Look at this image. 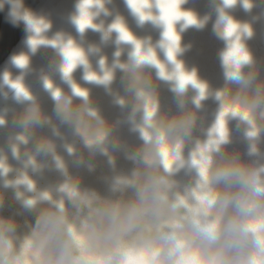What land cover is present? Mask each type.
<instances>
[{"label":"bare ground","instance_id":"obj_1","mask_svg":"<svg viewBox=\"0 0 264 264\" xmlns=\"http://www.w3.org/2000/svg\"><path fill=\"white\" fill-rule=\"evenodd\" d=\"M80 2L21 0L16 21L7 15L10 5L0 11V164L4 165L0 167V217L16 226L13 246L20 264H36L35 249L27 248V243L47 200L63 202L69 208V223L76 227L65 186L75 184L83 193L109 196L110 188L136 170L134 156L143 148L144 133L150 134L151 124L161 115L171 118L181 111L195 115L191 135L183 142L185 164L172 179L181 196L196 187L198 174L189 162L198 148L219 136L214 129L228 103L224 57L237 36L252 65H241V71L255 70L264 81V0H247V4L236 0L231 6L225 0H183L181 9L192 13L198 23L176 22V61L206 85L203 96L191 83L183 93L178 91L176 64L167 55L162 22L141 20L128 0H103V7L90 9L98 27L81 31L75 22ZM145 11L160 14L155 0ZM222 17L239 25L232 37L224 35L227 19L221 23ZM118 20L140 42L142 52H155L172 78L162 77L155 64L138 61L135 44L121 40L111 27ZM30 21H42L43 30L37 33ZM33 38L47 42L33 46ZM69 40L83 51L86 63H79L66 76L62 49ZM20 56L27 57L26 65L16 62ZM135 61L140 67L134 72ZM90 72L101 79H88ZM106 73H111L109 80L103 79ZM12 82L21 83L29 95L19 94ZM74 85L86 90L87 96L76 94ZM57 90L59 98L54 95ZM62 99L71 101L67 111L60 107ZM150 103L156 106L151 121L146 117ZM34 106L38 114L32 119L29 113ZM89 109L104 122L103 140L96 138L99 122L87 115ZM249 116L250 120L231 113L225 117L226 147L239 152L246 162L256 159L245 155L248 152L264 157V123L251 112ZM127 243L133 254L147 249L132 240Z\"/></svg>","mask_w":264,"mask_h":264},{"label":"clouds","instance_id":"obj_2","mask_svg":"<svg viewBox=\"0 0 264 264\" xmlns=\"http://www.w3.org/2000/svg\"><path fill=\"white\" fill-rule=\"evenodd\" d=\"M6 4L9 18L20 19L21 0H0V11ZM224 65L227 102L240 104L264 123L261 74L241 71V65L252 66L249 58L236 67L224 57ZM139 67L135 61L132 70ZM178 91L183 93L184 87L178 86ZM70 104L62 99L60 107L67 111ZM37 114L34 106L29 117ZM87 115L99 122L96 138L103 140L104 122L94 110ZM194 123L192 112L159 116L135 153L136 170L110 188L106 198L83 193L72 184L71 218L76 227L69 223V208L63 202L45 198L27 243L35 249L36 264H125L129 240L149 249L153 264H185L197 253L207 264H264V157L248 152L245 155L256 159L246 162L239 152L228 150L227 136L219 135L209 142L210 148L205 145L194 154L200 160L209 158L207 179L192 159L189 167L198 174L196 187L181 196L172 175L185 164L183 142ZM165 146L175 156L171 167L165 163ZM196 193L207 200L200 201ZM15 230L11 221L0 217V264H20L13 246Z\"/></svg>","mask_w":264,"mask_h":264},{"label":"snow or ice","instance_id":"obj_3","mask_svg":"<svg viewBox=\"0 0 264 264\" xmlns=\"http://www.w3.org/2000/svg\"><path fill=\"white\" fill-rule=\"evenodd\" d=\"M236 0H225V4L228 6L233 5ZM153 0H128L129 6L136 12L141 20L154 19L162 22L165 26V31L163 33L165 41H166V49L167 55L173 63L176 64V77L179 81L180 87H185L187 84L191 83L194 86L200 88L201 96H203L206 85L199 83L196 79L195 73H186L183 70L182 64L176 61V52L179 49V36L175 30V24L177 21L183 19L185 24H194L198 23L196 17L190 13L185 12L181 9L180 5L183 3V0H155V4L159 9V16H154L150 11H145L146 9H150L152 7ZM247 4V0H245ZM93 6L103 7V0H81L79 5V15L75 18V22L77 23L79 29L84 31L88 27H98L93 23V13L90 9ZM31 22V21H30ZM35 31L40 33L43 29L41 27V22H31ZM47 27V25H44ZM113 29L117 30L120 33V39L127 42H133L135 44V54L138 58L139 62H149L155 64L160 69V75L165 78H172L171 74H169L165 68V66L157 59L155 52L152 49H149L147 53L142 52V46L139 41L135 39L132 33L126 28L122 21H117L111 26ZM239 25L233 22L230 18L227 19L226 24L224 25V35L227 37H232L237 33ZM33 46L38 43H45L47 41L38 40L33 38L30 41ZM51 43L55 44L56 41H51ZM65 56V63L63 65V71L66 76H69L73 69L79 63H86V59L83 51L76 47L72 40H69L62 49ZM248 54L244 50L243 46L239 42V37L237 36L236 40L232 42L229 50L225 53V61L226 63L235 64L236 67H239L242 61L247 60ZM16 62L21 66L27 64V57L20 56L16 58ZM90 80H99L101 79L95 73L90 72L87 76ZM111 78V73H106L103 77L104 80H109ZM7 79V77H6ZM13 87L18 90L19 94L29 95L27 90L23 87V85L19 82H12ZM48 86L51 87V82H48ZM74 91L76 94L80 96H87V91L81 89L79 86L74 85ZM54 95L59 98L61 95L60 91L57 90ZM222 95V94H218ZM156 106L152 103L146 105V117L149 121H151V117L155 114ZM240 115L245 119L249 118L250 111L246 109H242L240 104H231L225 103L222 111L219 114L217 119L215 131L221 136L224 137L226 135V127H225V117L227 114ZM254 135L255 133H250ZM145 136L148 133L145 131ZM210 148L211 145L209 144ZM204 149H201V154L203 155ZM164 155H165V163L167 166L171 167L172 160L175 158L173 154L170 153V150L165 146L164 147ZM209 158H205L207 160ZM205 160L197 159L194 155L193 163L198 164L201 167V173L205 179H207V164ZM0 167H4L3 164H0ZM7 171V169H5ZM27 179V178H26ZM31 186V181H28ZM69 192L72 191L67 185L65 186ZM47 195V194H45ZM197 199L204 202L207 200V196L201 193H196ZM32 203V201H29ZM256 227V225H254ZM27 248H31V244L27 245ZM152 253L148 250H142L138 254H133L128 251L127 258L125 264H153L151 259ZM26 264H30V262H26ZM185 264H207L206 261L202 260L199 255L189 256Z\"/></svg>","mask_w":264,"mask_h":264}]
</instances>
